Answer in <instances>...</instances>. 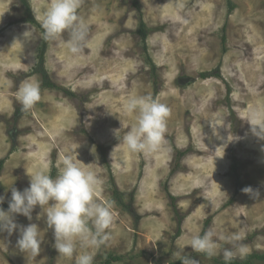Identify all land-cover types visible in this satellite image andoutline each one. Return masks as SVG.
I'll return each instance as SVG.
<instances>
[{"label":"rangeland","instance_id":"1","mask_svg":"<svg viewBox=\"0 0 264 264\" xmlns=\"http://www.w3.org/2000/svg\"><path fill=\"white\" fill-rule=\"evenodd\" d=\"M49 2L0 0V207L34 171L58 175L72 153L82 167L98 166L102 195L116 204L111 239L94 264L109 257L174 264L177 249L199 264H224L222 253L209 258L187 247V235L210 227L218 236L242 235L248 251L230 262L264 255V138L246 120L248 110L264 107V0H84V57L43 39L39 13ZM33 75L42 98L24 112L14 94ZM145 94L171 109L170 153H131L120 142L135 122L126 98ZM40 211L31 221L16 216L43 231L39 255L21 253L18 233L3 232L0 264H76L75 255L57 253Z\"/></svg>","mask_w":264,"mask_h":264},{"label":"clouds","instance_id":"2","mask_svg":"<svg viewBox=\"0 0 264 264\" xmlns=\"http://www.w3.org/2000/svg\"><path fill=\"white\" fill-rule=\"evenodd\" d=\"M83 2L50 0L39 13L43 39L65 47L73 57H84L90 42V28L78 12ZM184 22L187 23V20ZM27 33L33 34L31 29ZM65 33L67 39L64 38ZM8 84L11 87L13 81L9 80ZM14 95L22 111L33 109L42 98L39 78L33 75L22 81ZM124 111L134 116L135 120L120 140L129 152L147 156L170 153L166 133L171 109L167 104L152 95H132L126 98ZM246 120L253 126L252 131L264 138V107L248 110ZM257 128L259 131H256ZM78 161L77 156L74 159V154H65L62 168L55 177L39 169L29 175L27 188L22 191L11 189L8 209L0 207V233L7 232L11 236L17 232L16 248L21 253L35 258L41 251L44 238L39 225L29 223L24 226L16 222L18 215L31 221L37 207L41 211L36 218H44L47 228L53 233V247L62 258L70 260L75 255L76 264H94L95 251L110 241V230L117 216L115 201L102 195L105 181L96 171L98 166L88 164L82 167ZM242 191L250 193L253 198L261 195L251 187ZM4 200L5 196L0 195V205ZM186 239L187 247L193 252L209 258L222 253L226 264L248 251L247 245L241 242V234L218 236L211 227L203 234L199 231L189 234ZM175 256L180 264H199L184 249H177Z\"/></svg>","mask_w":264,"mask_h":264},{"label":"trees","instance_id":"3","mask_svg":"<svg viewBox=\"0 0 264 264\" xmlns=\"http://www.w3.org/2000/svg\"><path fill=\"white\" fill-rule=\"evenodd\" d=\"M19 1L22 4H24V5L26 4V0H19ZM227 7H228V11L229 12H232L234 10L233 5L229 1L227 3ZM28 22L31 23V24H34V26H35V23L33 22L32 19L30 21V18H29V21ZM38 29H40L41 33L43 32V29L40 26L38 27ZM140 32H141V34H143V26L141 27ZM43 44H45V43H43ZM184 155H185L184 153L178 152L177 153V158H179L180 156H184ZM1 167H2V162H0V170H1ZM7 206L8 205H3L2 208L5 209ZM253 257H255L259 261H263L264 262V255H255V256L249 257L248 258L249 261H247V263H245V264H248V262H250L251 258H253ZM121 259H122L121 257H109V258L106 259L105 263L106 264H111V263L116 262V261H119ZM174 264H180V261H178L177 263H174ZM224 264H226V262ZM229 264H238V263H236V262H229Z\"/></svg>","mask_w":264,"mask_h":264},{"label":"bare ground","instance_id":"4","mask_svg":"<svg viewBox=\"0 0 264 264\" xmlns=\"http://www.w3.org/2000/svg\"><path fill=\"white\" fill-rule=\"evenodd\" d=\"M59 49V48H58ZM118 72V71H117ZM116 77V76H115Z\"/></svg>","mask_w":264,"mask_h":264}]
</instances>
